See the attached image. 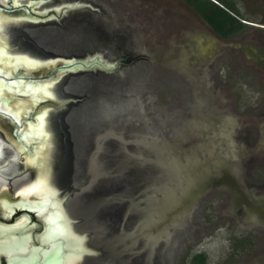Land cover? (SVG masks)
Here are the masks:
<instances>
[{"label":"rangeland","instance_id":"rangeland-1","mask_svg":"<svg viewBox=\"0 0 264 264\" xmlns=\"http://www.w3.org/2000/svg\"><path fill=\"white\" fill-rule=\"evenodd\" d=\"M82 1L97 8L86 33L60 20L39 34L43 47L121 60L72 84L94 113L105 106L103 255L264 264V0H235L251 24L230 37L184 0Z\"/></svg>","mask_w":264,"mask_h":264},{"label":"flooded vegetation","instance_id":"flooded-vegetation-1","mask_svg":"<svg viewBox=\"0 0 264 264\" xmlns=\"http://www.w3.org/2000/svg\"><path fill=\"white\" fill-rule=\"evenodd\" d=\"M73 83L69 93L77 100L53 120L52 160L43 167L48 195L24 191L41 168L28 159L33 143L20 151L26 142L13 128L8 135L0 129V264L137 262L134 257L127 260L131 249L116 258L103 255V107L94 113L91 98L73 89Z\"/></svg>","mask_w":264,"mask_h":264},{"label":"water","instance_id":"water-1","mask_svg":"<svg viewBox=\"0 0 264 264\" xmlns=\"http://www.w3.org/2000/svg\"><path fill=\"white\" fill-rule=\"evenodd\" d=\"M12 1L13 0H9L0 3V9L10 13V16L13 18L22 17L23 20L21 24H13L8 28L7 36L10 49L20 53H27L29 56L39 60L42 67L48 64L51 66L50 69L42 72V74L30 75L29 73L24 74V72H26L25 67L20 65V68L23 67L21 70L23 73L17 72L14 74L16 78H23L25 83H27V80L36 83H51L48 86L49 90L52 92V96L37 98V101H40L39 104H35L36 100L29 97V106H27L25 100L28 93L24 92L23 89H15V95L12 97L18 100L13 101L11 105L14 108L18 107L17 109L21 108V123H15V121H13L14 119H11L13 117L11 112L0 109V115H2L4 119L9 122L10 127L14 129L15 136L23 140V137H20V135L25 133L26 130L22 129V131H19L20 124L24 125L29 120L33 121L44 109H47L49 113L47 118V129L50 131L53 130V120L57 113L64 110L70 102L77 100L72 93H69L68 89L71 82L73 80L75 81V77L83 74H109L118 67L121 60L105 58L98 51L91 49L85 54L84 50L78 52L63 51L42 46L44 42L40 39V31L60 20L64 22L67 29L82 34L86 33L89 29L81 27L82 25L80 24L91 23L93 18H96L94 17V11L97 10L96 5L82 0H67L42 6L48 0H21L17 5L20 13L18 12L19 14H16V12H13L16 10V7ZM16 70L17 68L13 67V71ZM9 80L12 81L13 78ZM104 107L105 106H103V108ZM35 113L36 115H34ZM105 115L106 113L103 109V117H105ZM25 142L26 145H24V148L27 149L32 142Z\"/></svg>","mask_w":264,"mask_h":264},{"label":"bare ground","instance_id":"bare-ground-1","mask_svg":"<svg viewBox=\"0 0 264 264\" xmlns=\"http://www.w3.org/2000/svg\"><path fill=\"white\" fill-rule=\"evenodd\" d=\"M2 1L7 2L9 0ZM20 1L21 0L12 1L16 7V10H14L13 12H16V14L20 13L19 8H17L18 2ZM10 15V13L4 11L3 9H0V109L11 112V114L13 115L11 119H14L13 121H15V123H21V108L17 109L18 107L14 108L11 105L13 101L18 100L12 97L13 95H15V89H23L24 92L28 93V96L26 95L27 97H25V100L27 102V106H29V97L34 98L36 100L35 104H39L40 101H37V98L39 97L38 95H41V97L43 98L52 96V92L49 90L48 86L51 83H36L31 80H27V83H25V80L23 78H16V75L14 74L17 72L23 73L21 71L23 67L20 68V65L25 67L26 72H24V74H31L34 69L41 70L43 68H46L45 71H47L51 68V66L50 64H48L47 66L42 67V65L40 64L41 62L39 60H36L35 58L29 56L27 53H20L17 51H12L10 49L9 40L7 36L8 28L13 24L19 25L23 21L22 17L13 18ZM13 67H16L17 70L13 71ZM10 78H13V80H9ZM48 114V110L44 109L41 113L37 115V117L33 121L29 120L24 125L20 124L21 126L19 127V131H22V129L26 130V132L21 134L20 137H23V140L29 143H33V151L31 153L32 156L28 158L29 161L34 163L37 162L41 166V168L37 172V177L24 187V191L29 192L28 194H33L34 192L36 194H43V197L48 195V191L50 190V186L47 181V175L46 173H44L43 167L45 166V162H50V160H52V151L54 147L52 133L50 130L47 129ZM19 139L22 140L21 138ZM18 149L20 151L24 149V144H21ZM1 153L2 149L0 148V155Z\"/></svg>","mask_w":264,"mask_h":264},{"label":"trees","instance_id":"trees-1","mask_svg":"<svg viewBox=\"0 0 264 264\" xmlns=\"http://www.w3.org/2000/svg\"><path fill=\"white\" fill-rule=\"evenodd\" d=\"M190 5L221 37H230L240 28L249 24L241 17L235 0H184ZM245 19V21H244ZM206 255L197 252L192 255L189 264H204Z\"/></svg>","mask_w":264,"mask_h":264}]
</instances>
